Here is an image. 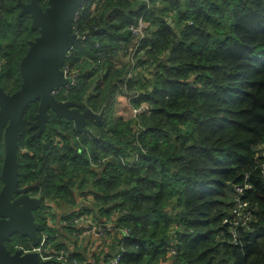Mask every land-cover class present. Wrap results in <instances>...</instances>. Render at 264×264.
I'll return each mask as SVG.
<instances>
[{
	"label": "trees",
	"instance_id": "trees-1",
	"mask_svg": "<svg viewBox=\"0 0 264 264\" xmlns=\"http://www.w3.org/2000/svg\"><path fill=\"white\" fill-rule=\"evenodd\" d=\"M19 1L30 2L0 0V88L8 94L20 88L36 36ZM148 1L147 9L145 0H84L79 10L74 31L84 39L64 63L76 82L59 92L103 113L90 123L97 139L82 138L84 154L53 128L57 118L27 141L37 103L24 111L20 145L34 142L39 191L59 208L78 206L74 217L106 232L92 261L76 243L48 238L41 264H105L117 255L118 264H264V0ZM140 18L149 27L137 44L130 27ZM136 45L132 67L123 57ZM118 96L150 109L116 118ZM4 152L1 142L0 192ZM64 181L91 200L78 202ZM236 209L246 215L239 225ZM48 220L37 219L41 238L55 233ZM75 225L64 226L72 238L81 232ZM7 245L32 247L19 234Z\"/></svg>",
	"mask_w": 264,
	"mask_h": 264
},
{
	"label": "water",
	"instance_id": "water-1",
	"mask_svg": "<svg viewBox=\"0 0 264 264\" xmlns=\"http://www.w3.org/2000/svg\"><path fill=\"white\" fill-rule=\"evenodd\" d=\"M41 2H18L20 14L30 15L31 28L39 30V35L29 42V50L20 63V89L8 94L0 88V142L3 138L5 148L1 172L3 187L0 192V264H41L42 260L37 251L26 253L20 248L11 252L7 245L16 234L26 237L32 246H38L42 241L40 224L33 214V210L40 207V201H32L27 196L13 199L14 194L22 193L18 189L17 153L26 107L40 101L37 120L32 124L34 128H39L38 135L47 128L49 109L58 117L74 120L79 130H82L89 115L96 116L90 109L81 113L70 108L72 102H58L54 95L56 90L69 84L62 67L74 43L80 39L73 27L84 0H48L46 7ZM169 23H172V19ZM132 51L131 48L127 60H130ZM99 116L102 119L103 113Z\"/></svg>",
	"mask_w": 264,
	"mask_h": 264
},
{
	"label": "flooded vegetation",
	"instance_id": "flooded-vegetation-1",
	"mask_svg": "<svg viewBox=\"0 0 264 264\" xmlns=\"http://www.w3.org/2000/svg\"><path fill=\"white\" fill-rule=\"evenodd\" d=\"M41 4H42V2H41ZM33 31L36 33V36H35V38H36L39 35V30H33ZM63 67H62V70H63ZM21 84H22V82H21ZM20 87H21V85H20ZM62 89L63 88L56 90L54 95H55L58 102H61V103L68 102L69 100L62 99V96L59 92ZM34 103H37V111L35 113V119L33 118V119L28 120V123H27L28 128H27V131L24 133L25 136L29 137L27 139V141H29V142L34 137V134L38 135V131H39V128H34V126H32V124L37 120V115L40 111V101L37 100V101L33 102L32 104H34ZM70 108L80 110L81 113L84 112L86 109L92 110L90 107H86V108L81 109L80 107H77L75 105L70 106ZM47 112H48L50 117H49V121L47 122V128L45 131L48 130L49 124L52 122L53 118H57V123L55 125H53V128L54 129L58 128L56 130L58 134L66 133V135L68 136V139L71 140V145L76 146V149L78 150L79 154H84V150L79 148V146L82 145L83 136L90 137L91 139H97L93 129L90 127L91 121L94 123L100 124L102 122L103 117H104V116H102V119H101L99 115L102 113H97L94 110H92V112L96 116L89 115L86 118V121H85V124H84L82 130H79L77 128L74 120L68 119L66 117H58V116H56V114L51 109H49ZM21 125H22V123H21ZM20 132H21V128H20ZM44 132L38 136H42L44 134ZM1 142L3 143V138L1 140ZM25 143H27V142H23L24 145H20V138H19L18 153H17L18 168H19L18 189L21 190L22 193L14 194L13 199H16V198H19L22 196H27L32 201H34V199L39 200L41 205L37 210H35V211L33 210V214H35L36 220L38 218H42V217L43 218L45 217L48 219V217H47L48 216V213H47L48 209L46 210L47 204H56L55 203L56 201H51L50 199L46 198L43 195V193L41 191H39L38 182L34 183V142L31 143V145L33 146V148H31L32 150H30L27 147V145H25ZM4 156H5V152H4ZM29 156L32 158V163L30 165V167H31L30 171L27 172L24 162L27 160V158ZM3 160H4V158H3ZM90 164L94 169H99V170L101 169V166H98L97 164L93 163L91 159H90ZM1 179H2V177H1ZM64 182L65 183L63 185L66 186L67 189H69L70 191H72L74 189L73 192L75 193L74 195L76 196V199L78 202H83L85 199L91 200V196L83 195L84 191H78V189L73 188L72 185H70L68 181H64ZM75 189H76V192H75ZM33 204H34V202H33ZM61 210L62 211L64 210L61 213V216H60L61 219H64V216H72L71 217V220H72L74 215L76 214V212L69 213V211L65 210V209H61ZM78 212L81 213L80 209ZM82 218H88V217L86 215L82 216L81 218L77 217V219H82ZM36 248H37V246H34V251Z\"/></svg>",
	"mask_w": 264,
	"mask_h": 264
},
{
	"label": "built area",
	"instance_id": "built-area-1",
	"mask_svg": "<svg viewBox=\"0 0 264 264\" xmlns=\"http://www.w3.org/2000/svg\"><path fill=\"white\" fill-rule=\"evenodd\" d=\"M47 3H48V0H42V5L44 7L47 6ZM77 18H78V15H77L75 21H77ZM148 27H149L148 23L146 21H144L143 19H141L139 22H137L136 24H134V25H132L130 27L132 35L136 38L135 41H137V44L147 34ZM73 28L75 29V27H73ZM74 29H73V31H74ZM76 34H77V36L80 39H84V37L80 36L78 33H76ZM137 46L138 45H136L134 48H132L133 49V51L131 53L132 67H133V64L135 62V61H133V59H134V55L137 52ZM69 56H70V54L67 55V58ZM1 66H2V62L0 61V68H1ZM63 71H64L65 76L69 79V84L66 86V87H69L71 84H74L76 82V76L74 74L75 71L71 70L69 66H66V67L64 66L63 67ZM130 109L133 111V115L137 116L140 113L150 109V106L147 103H144L140 107H134V106L131 105ZM242 191H243V188H240L239 192H242ZM234 213L236 214V218H237V221L234 223L235 225H239V223L243 220V218L246 219V215H243L240 209H236L234 211ZM84 219H87V218L76 219V220H84ZM88 222L91 223L92 221L88 220ZM91 232H93V234ZM102 234H103V232L101 231V228H98L95 225H93L92 229H89V231H88V235L89 236L101 237ZM41 239H42L41 244L37 246L35 251L39 252L40 255L42 256V259H43L44 252L48 251L50 246L47 244V239H48V235L47 234H44ZM20 248L26 253L29 252V251H34V246L31 247V250H26L22 246H19L17 249H20ZM120 257H121L120 255H117L114 258H110V259H108V261L105 264H118L119 260H120Z\"/></svg>",
	"mask_w": 264,
	"mask_h": 264
},
{
	"label": "rangeland",
	"instance_id": "rangeland-1",
	"mask_svg": "<svg viewBox=\"0 0 264 264\" xmlns=\"http://www.w3.org/2000/svg\"><path fill=\"white\" fill-rule=\"evenodd\" d=\"M128 55L123 57V59L126 62L129 61V60H127ZM133 66L135 67L134 64H133ZM138 70H139L138 68H135L134 72L136 73V72H138ZM139 71H141V69ZM114 101H115V105L117 107L116 113H115L116 118H120V116L126 115V114L133 116V111L130 109L131 104H130L129 99L122 97V96H118L114 99ZM47 209H48V211H47L48 216L47 217L49 219L48 220V226L50 228H52L53 231L55 232V233H52L51 235H48V238H50V239L58 238V240H60V241H63L64 238H66L67 241L70 242L69 247H72V248L76 247L75 243H78L79 245L83 243V241L80 242L79 240L77 242V239H76V238L80 239L83 236L82 233H80V232L78 234L75 233L73 235L74 238H72V235H70L69 232L67 231V229L64 228V226H67L69 223L75 222L77 219V216H75L71 221H63V220H61L60 216H61V213L64 211V210L62 211L61 209H64V208H59L57 206V204H47L46 210ZM81 221H84V220H81ZM101 231L103 232V234L106 233L105 230L102 228H101ZM91 233L93 234V232H91ZM103 234H102V236H103ZM69 236H71V239H68ZM111 242H112V238L110 239V243Z\"/></svg>",
	"mask_w": 264,
	"mask_h": 264
},
{
	"label": "crops",
	"instance_id": "crops-1",
	"mask_svg": "<svg viewBox=\"0 0 264 264\" xmlns=\"http://www.w3.org/2000/svg\"><path fill=\"white\" fill-rule=\"evenodd\" d=\"M141 71H143V69ZM63 208L65 210H68L69 213L79 211L78 206L76 208H66V207H63ZM75 223H76V225H75L76 229H81L80 233L83 234V236L80 239L76 238L77 242H78V240L80 242L83 241V243L80 245L78 243H76L78 245L77 247L86 258H88V259H90V261H92L91 259L93 258V254L95 253V251L100 250V248H101L99 240H100V238L102 239V237L89 236L88 235V230H89L88 229V223L86 221L76 220ZM67 242H69V241H67Z\"/></svg>",
	"mask_w": 264,
	"mask_h": 264
},
{
	"label": "bare ground",
	"instance_id": "bare-ground-1",
	"mask_svg": "<svg viewBox=\"0 0 264 264\" xmlns=\"http://www.w3.org/2000/svg\"><path fill=\"white\" fill-rule=\"evenodd\" d=\"M145 3H146L147 9L151 8L153 6L152 3L148 0L147 1L145 0ZM156 4L160 5V2H156ZM141 19H143V18L138 19L137 22H139ZM134 65H135V62H134Z\"/></svg>",
	"mask_w": 264,
	"mask_h": 264
}]
</instances>
